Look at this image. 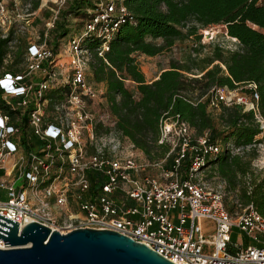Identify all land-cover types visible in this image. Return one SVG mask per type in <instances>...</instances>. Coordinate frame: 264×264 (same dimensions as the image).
<instances>
[{
	"label": "built area",
	"instance_id": "2783aa9c",
	"mask_svg": "<svg viewBox=\"0 0 264 264\" xmlns=\"http://www.w3.org/2000/svg\"><path fill=\"white\" fill-rule=\"evenodd\" d=\"M123 1L97 0L88 9L82 30L67 40L71 59L69 74L63 75L49 35L66 0H38L35 7L34 0H0V38L6 46L0 63V213L19 226L35 220L62 232L113 229L178 264H264V215L252 203L229 212L222 183L211 185L203 177L220 143L204 135L193 139L186 121L163 118L158 141L167 142V154L173 156L155 176L146 172L148 162L136 158L134 144L113 128L110 112L87 108L88 100L102 98L105 91L102 83L86 79L88 66L96 56L107 62L114 30L133 19ZM42 5L50 8V15L41 32L30 31ZM20 35L24 50L19 67L12 57ZM87 40L96 43L89 46ZM248 85L249 96L234 92L237 87H216L210 106L241 104L254 111L264 129L258 93L254 84ZM99 124L104 132L98 131ZM226 147L232 153L241 149ZM88 172L95 174L94 187ZM203 220L212 226L207 228ZM233 227L249 241H232ZM0 247H5L1 238Z\"/></svg>",
	"mask_w": 264,
	"mask_h": 264
},
{
	"label": "trees",
	"instance_id": "16d2710c",
	"mask_svg": "<svg viewBox=\"0 0 264 264\" xmlns=\"http://www.w3.org/2000/svg\"><path fill=\"white\" fill-rule=\"evenodd\" d=\"M123 2L133 19L121 21L114 30L105 52L107 62L96 56L90 64L93 79L104 83L106 100L115 119L113 128L149 159H158L170 148L167 142L158 141L161 120L173 116L186 121L193 129V139L204 135L211 142L221 144V149L208 158L207 166L208 172L224 180L223 201L227 210L234 212L237 200L243 206L252 203L264 215V174L252 165L257 156L254 145L263 139L264 129L254 111L244 109L241 104L220 102L217 108L209 106L212 88L241 86L244 92L250 93V88L243 86L252 83L258 93L259 113L264 117V2ZM37 3L38 0H34L33 6ZM96 5L97 0H68L67 7L60 10V18L55 21L53 34L58 37L67 33L66 17L70 12L86 19L91 13L88 9ZM213 23L224 24L226 33L236 37L234 48L215 45L211 54L203 55L200 60L191 54L184 59H171L156 78L146 80L136 62V52L155 55L180 39L201 42L199 28ZM95 43L85 41L89 46ZM53 45H58L57 39ZM17 49L20 52L22 47ZM5 51V40L0 38V63ZM198 73L200 75H196ZM127 79L135 83L133 88L125 83ZM227 143L241 147L242 151L232 153ZM172 156L171 153L166 156L168 165ZM187 161L188 158H184L182 166H186ZM88 174L94 187L95 174Z\"/></svg>",
	"mask_w": 264,
	"mask_h": 264
},
{
	"label": "water",
	"instance_id": "95a60500",
	"mask_svg": "<svg viewBox=\"0 0 264 264\" xmlns=\"http://www.w3.org/2000/svg\"><path fill=\"white\" fill-rule=\"evenodd\" d=\"M0 264H178L147 244L113 229L76 227L62 232L0 213Z\"/></svg>",
	"mask_w": 264,
	"mask_h": 264
},
{
	"label": "rangeland",
	"instance_id": "374dc122",
	"mask_svg": "<svg viewBox=\"0 0 264 264\" xmlns=\"http://www.w3.org/2000/svg\"><path fill=\"white\" fill-rule=\"evenodd\" d=\"M17 1H19V3H23L25 0H17ZM67 2L68 0H66V2L60 6L59 12L61 9H65L67 7ZM47 4L50 6V5H53L54 3L52 1H48ZM38 15H39V19L33 21L32 24L34 25V27L30 29V31L36 30L37 32H41L45 18H48L50 15V8L47 7L46 5L40 6L38 10ZM57 18H60L59 13L57 14ZM66 21H67L66 25L68 26V31L65 35L57 37L56 35L53 34V30H52L49 35L50 38L48 37L51 40L50 41L51 44H54V41L56 39L58 40V45L54 47L56 50V57L60 58V62L62 63L60 67V71L62 72L61 74L63 75L69 74L68 69H69V64H70V59H71L67 52V40L69 39L71 35L77 34L78 32L82 30L84 18H82V15L80 14H75V13L70 12L66 17ZM199 32L202 33L201 42L193 40V39H183V40L180 39V40H176L175 43L171 47H167L155 55H148L145 53L136 52L135 53L136 62L138 63L141 70L142 71L144 70L147 73V76L150 79L153 76L157 75L158 71L160 72L161 69L167 67L171 59H184L185 57H187V54H191L194 57H198L199 58L198 60H200V58L203 55L211 54V51L215 45H220L225 49L234 48L237 45V41H234L226 33L225 25L222 23H213L208 26L200 27ZM27 35L32 36L30 32H28ZM19 39H21V35L19 36ZM18 44L20 45L19 46L20 48L22 47V49L20 52H18V49H16L12 58H13V64L16 63V65L20 67L19 63H21L22 61V52L24 50V42L22 41V39L20 43ZM196 75H200V73ZM92 76L93 75H92V72L90 70V65H89L86 70V79L90 83H93L96 85H100V83H102L104 86L103 82L95 81ZM125 83L130 88H133L135 84L131 80L129 81L126 80ZM243 87H249V85H245ZM215 88H212L210 90L211 95L214 94ZM241 88H242L241 86H238L234 90V92L249 96L250 93L244 92L243 88L242 89ZM211 95H210V98H211ZM103 100L105 101V103ZM222 103L226 104L223 101ZM229 104H232V103H229ZM229 104H226V105H229ZM209 106H210V99H209ZM217 106H210V107L217 108ZM103 107L106 108L110 112L109 121L114 120V117L111 114V111L109 109V102L106 100L105 91L103 93L102 98L97 97V99H95L94 101L88 100L87 102V108L90 111H94L95 113L101 112ZM98 131L104 132L105 131L104 127L100 126ZM191 132L193 133V129ZM122 138H124L123 140L125 141L129 140L127 137H122ZM254 146H256L257 156L252 160V165L256 168V170H259L260 174L262 175L264 174V137L262 139L261 144H257ZM133 151L138 160L146 161L149 163L146 169V172L149 174L159 176L161 172V166H168V163H166V160H165L168 154L158 159H149L141 149L135 147ZM241 151L242 149H240V151L238 152H241ZM208 168L209 166L205 167L202 170L203 177L211 185L222 183L223 191H224V184H225L224 180H222L217 175L212 174L211 172H208ZM19 183L20 181L17 180L15 184L18 185ZM1 197L5 198V195H1ZM234 202L236 203L234 207L235 208L234 211L236 210L241 211L243 208V205H241L240 203H237V200ZM203 222L205 223L207 228L212 226V222L210 220H203ZM231 239L232 241H235L236 243H239V244H245L249 241L248 237L236 227H233L231 230Z\"/></svg>",
	"mask_w": 264,
	"mask_h": 264
},
{
	"label": "crops",
	"instance_id": "0c3cea01",
	"mask_svg": "<svg viewBox=\"0 0 264 264\" xmlns=\"http://www.w3.org/2000/svg\"><path fill=\"white\" fill-rule=\"evenodd\" d=\"M143 72H144L146 80H148V81H150V80H152V79H154V78H156L158 76V74H157V75H155V76H153L152 78L149 79L148 76H147V73L144 70H143ZM158 73H159V71H158ZM127 80L129 81V79H127Z\"/></svg>",
	"mask_w": 264,
	"mask_h": 264
}]
</instances>
